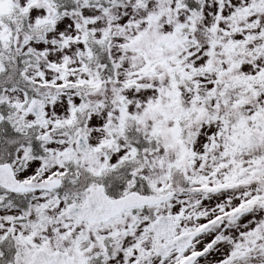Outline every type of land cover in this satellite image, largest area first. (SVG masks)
I'll list each match as a JSON object with an SVG mask.
<instances>
[{
  "label": "snow or ice",
  "instance_id": "obj_1",
  "mask_svg": "<svg viewBox=\"0 0 264 264\" xmlns=\"http://www.w3.org/2000/svg\"><path fill=\"white\" fill-rule=\"evenodd\" d=\"M0 264H264V0H0Z\"/></svg>",
  "mask_w": 264,
  "mask_h": 264
}]
</instances>
